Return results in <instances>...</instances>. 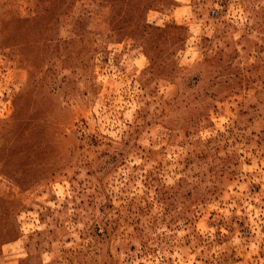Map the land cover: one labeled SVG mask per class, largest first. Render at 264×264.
<instances>
[{"label": "rangeland", "instance_id": "374dc122", "mask_svg": "<svg viewBox=\"0 0 264 264\" xmlns=\"http://www.w3.org/2000/svg\"><path fill=\"white\" fill-rule=\"evenodd\" d=\"M0 264H264V0H0Z\"/></svg>", "mask_w": 264, "mask_h": 264}]
</instances>
